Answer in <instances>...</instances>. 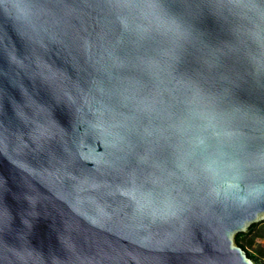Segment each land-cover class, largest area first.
I'll list each match as a JSON object with an SVG mask.
<instances>
[{
	"label": "water",
	"instance_id": "1",
	"mask_svg": "<svg viewBox=\"0 0 264 264\" xmlns=\"http://www.w3.org/2000/svg\"><path fill=\"white\" fill-rule=\"evenodd\" d=\"M264 0H0V264H257Z\"/></svg>",
	"mask_w": 264,
	"mask_h": 264
},
{
	"label": "rangeland",
	"instance_id": "2",
	"mask_svg": "<svg viewBox=\"0 0 264 264\" xmlns=\"http://www.w3.org/2000/svg\"><path fill=\"white\" fill-rule=\"evenodd\" d=\"M237 243L243 246L255 263L264 264V220L253 223L246 232H241L237 236Z\"/></svg>",
	"mask_w": 264,
	"mask_h": 264
},
{
	"label": "trees",
	"instance_id": "3",
	"mask_svg": "<svg viewBox=\"0 0 264 264\" xmlns=\"http://www.w3.org/2000/svg\"><path fill=\"white\" fill-rule=\"evenodd\" d=\"M253 226V224L250 226V228ZM241 233H238L235 237V239H236V242H237V236H239ZM239 244V243H238ZM240 245V244H239ZM241 246V245H240ZM242 248H243V246H241ZM244 249V248H243ZM245 250V249H244ZM246 253H247V251H246ZM247 255L251 258V256L249 255V253H247Z\"/></svg>",
	"mask_w": 264,
	"mask_h": 264
}]
</instances>
